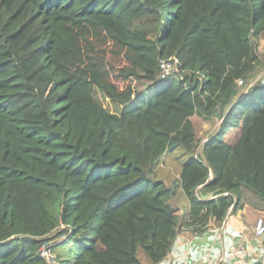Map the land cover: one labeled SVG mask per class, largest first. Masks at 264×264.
<instances>
[{
	"label": "trees",
	"instance_id": "obj_1",
	"mask_svg": "<svg viewBox=\"0 0 264 264\" xmlns=\"http://www.w3.org/2000/svg\"><path fill=\"white\" fill-rule=\"evenodd\" d=\"M263 33L264 0H0V264H159L264 201Z\"/></svg>",
	"mask_w": 264,
	"mask_h": 264
},
{
	"label": "crops",
	"instance_id": "obj_2",
	"mask_svg": "<svg viewBox=\"0 0 264 264\" xmlns=\"http://www.w3.org/2000/svg\"><path fill=\"white\" fill-rule=\"evenodd\" d=\"M258 216L264 218V201L245 189L219 224L210 220L199 231L183 225L173 250L159 264L176 257H187L189 264H264V234L254 232Z\"/></svg>",
	"mask_w": 264,
	"mask_h": 264
},
{
	"label": "rangeland",
	"instance_id": "obj_3",
	"mask_svg": "<svg viewBox=\"0 0 264 264\" xmlns=\"http://www.w3.org/2000/svg\"><path fill=\"white\" fill-rule=\"evenodd\" d=\"M258 49L261 53L260 57L264 61V33L259 40ZM129 50L127 46L110 39L100 52L102 76L118 92H123L128 87V81L120 75V71L128 64L126 55ZM262 74H264V71ZM180 154L181 149H172L162 157L158 167V177L170 179L177 174L180 164L178 156Z\"/></svg>",
	"mask_w": 264,
	"mask_h": 264
},
{
	"label": "built area",
	"instance_id": "obj_4",
	"mask_svg": "<svg viewBox=\"0 0 264 264\" xmlns=\"http://www.w3.org/2000/svg\"><path fill=\"white\" fill-rule=\"evenodd\" d=\"M175 60L174 59H163L159 62V74L161 77L166 76L167 74L171 73L175 67ZM238 83L241 80H237ZM254 232L256 235L264 234V218L262 216H258L254 221ZM40 253L44 256L45 261L47 264H54L52 256L50 252L46 248H41ZM169 264H189L187 257H176L171 260Z\"/></svg>",
	"mask_w": 264,
	"mask_h": 264
},
{
	"label": "water",
	"instance_id": "obj_5",
	"mask_svg": "<svg viewBox=\"0 0 264 264\" xmlns=\"http://www.w3.org/2000/svg\"><path fill=\"white\" fill-rule=\"evenodd\" d=\"M39 254H40V251H39Z\"/></svg>",
	"mask_w": 264,
	"mask_h": 264
}]
</instances>
